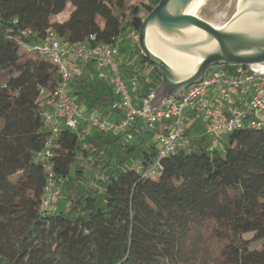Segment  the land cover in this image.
<instances>
[{
	"label": "trees",
	"instance_id": "trees-1",
	"mask_svg": "<svg viewBox=\"0 0 264 264\" xmlns=\"http://www.w3.org/2000/svg\"><path fill=\"white\" fill-rule=\"evenodd\" d=\"M129 1L0 0V74L8 73L0 80V264H189L187 244L199 231L215 246L216 264H264V127L244 123L225 135L219 149L218 138L206 132L189 136L188 118L185 146L160 159L156 134L162 127L150 131L141 122L140 132L132 125L140 121L123 132L88 137L81 124L95 127L81 122L72 131L58 120L51 138L45 97L61 78L34 47L49 32L68 44L90 35L113 43L125 30L137 33L140 9L132 6L126 14ZM146 1L150 12L160 0ZM68 7L66 20H54ZM133 51L149 64L136 45ZM84 65L97 70L89 62L80 63L82 71ZM88 69L67 85L85 118L92 113L86 116L79 105L111 109L116 100L112 87L93 84ZM112 111L125 117L124 110ZM49 140L59 194L43 209L48 174L37 155ZM157 161V175L144 177Z\"/></svg>",
	"mask_w": 264,
	"mask_h": 264
},
{
	"label": "built area",
	"instance_id": "built-area-1",
	"mask_svg": "<svg viewBox=\"0 0 264 264\" xmlns=\"http://www.w3.org/2000/svg\"><path fill=\"white\" fill-rule=\"evenodd\" d=\"M129 33L131 40L136 42L137 33L134 30ZM33 50L51 60L61 78L57 88L45 97V105L52 109L43 113L52 130L51 138L58 132L55 125L58 120L72 131H77L79 124L86 122L91 127L114 133L123 132L132 123L140 121L144 126L147 124L146 129L150 131L162 127L156 134L160 159L187 143L184 110L191 117L200 118L206 125V133L216 139L218 133L233 132L244 123L264 127V65L236 66L233 71L216 68L205 72L200 83L188 87L178 98L165 99L158 108L150 109L148 102L152 93L142 99L139 106L133 105L121 75L122 58L118 40L113 43L96 42L95 35H90L81 44H68L59 40L54 32H49ZM89 62H93L100 77L107 78L114 94L119 97V101L111 106L112 110L125 111V117L118 125L106 119L100 121L92 114L85 118L67 94L68 81L82 72L80 63ZM102 68H107L109 72L103 73ZM50 141L46 143V149L37 155L38 162L48 174L43 209H47L59 194L52 180L48 149ZM158 164L159 161L150 165L143 176H156Z\"/></svg>",
	"mask_w": 264,
	"mask_h": 264
},
{
	"label": "water",
	"instance_id": "water-1",
	"mask_svg": "<svg viewBox=\"0 0 264 264\" xmlns=\"http://www.w3.org/2000/svg\"><path fill=\"white\" fill-rule=\"evenodd\" d=\"M195 1L160 0L141 20L135 45L160 77L148 102L150 109L200 83L210 67L264 65V6H254L261 0H249L223 27L190 13ZM152 33L171 53L196 61L186 69L170 65L150 47Z\"/></svg>",
	"mask_w": 264,
	"mask_h": 264
},
{
	"label": "rangeland",
	"instance_id": "rangeland-1",
	"mask_svg": "<svg viewBox=\"0 0 264 264\" xmlns=\"http://www.w3.org/2000/svg\"><path fill=\"white\" fill-rule=\"evenodd\" d=\"M248 1L249 0H203L202 1L203 3L201 2L200 6H198L195 9V15L199 16L200 18L206 20L207 22L211 23L212 25L216 27H223L229 21V19L241 8V6H243ZM148 5L149 3L146 0H131L127 3L126 14H128V11H129L128 9L130 7L137 6L140 9V17L143 19L149 13ZM70 11H71V8L68 7L64 13L55 17L54 20L56 21L66 20ZM102 23L103 21L101 19H97L98 25L102 26ZM129 32L130 31L125 30L120 37L119 45H118L119 53L121 55V58L124 59V63L128 65L127 67H130L131 71L134 72L135 75L139 78L138 74H141V70L139 72L136 70L135 65L133 66V59L130 61L131 56L135 58V54H132L131 51L134 49L136 42L130 41L131 38H130ZM216 68L217 69L224 68L226 71H228V69H226V67L224 66H213V67L208 68L206 72H210ZM7 77H8V73L6 71L0 74L1 81H4ZM122 79L124 80L125 85L127 87V91L130 97L132 98L133 105L136 107V105L138 104L137 93H133V90L129 87V85L127 86L125 77H122ZM97 83L98 82H94L93 84H97ZM109 86L111 88L110 84ZM111 90H112V93L114 94L112 88ZM115 98L116 100H114L113 104L119 101V97L117 95H115ZM183 115L185 117V120L189 118L192 125H194L193 135L191 136L198 135V134L200 135L204 134V129L206 131V125L204 126L202 125L204 123L200 118L193 117V119H191L190 113H188L187 110H184ZM143 128L146 129L147 124H145V126L143 125ZM218 134H219V137H218L219 141L217 140L218 141L217 148L221 149L223 148V140L225 138L226 133L220 132ZM211 137L214 138V136L212 135ZM85 163H86V171L89 170L90 172L91 171L90 166L94 163V159L87 160ZM96 172H97L96 170H94L93 172L94 179H95ZM57 200L61 201V198H58ZM61 206H62V203H60L59 209L58 208L54 209V212H58L59 210H61L62 209ZM214 248L215 246H213V244L207 238L206 233L203 231H199L197 234L193 235L190 238V241L187 244L186 249H187V252L189 253V255L187 256V260L189 264H216L217 257L215 255Z\"/></svg>",
	"mask_w": 264,
	"mask_h": 264
},
{
	"label": "crops",
	"instance_id": "crops-1",
	"mask_svg": "<svg viewBox=\"0 0 264 264\" xmlns=\"http://www.w3.org/2000/svg\"><path fill=\"white\" fill-rule=\"evenodd\" d=\"M119 40H120V38H119ZM119 40H118V42H119ZM130 41H132V40H130ZM131 53L135 54L133 50L131 51ZM132 59H133V66L135 65L136 70L139 71V72L141 70V74H138L139 78L135 75L134 72L131 71L130 67H127L128 65H126V63H124V59L123 58H122V68H121V70H123V74L125 75L127 86L129 85V87L132 90H134L133 85L135 83V92L134 93H137V98H138L137 102L139 104L140 101L144 98V96L149 92L148 90H154L155 89L154 87L157 84V79L155 77V72H154V69H153L152 66H149L148 64L143 63L141 61L140 57L138 55H136V54H135V58H133V56H131L130 61ZM88 68L92 69V71H93V79H92L93 83L94 82H98L96 84L97 86L100 85V86H103L104 89L106 87L108 89H110V86L108 84L107 78L100 77L99 76V72L94 68V66L92 67L90 65H84L83 66V71H82L83 75H85L86 71L89 70ZM101 71L103 73H108L109 72V70L107 68H102ZM71 87H72V85H71ZM97 89H98V87H97ZM139 99H140V101H139ZM79 107H80V109H82V111H84L86 116L88 114L92 113V114L98 116L99 119H108L110 122L115 123V124L120 123L122 121V118H123L122 113L112 111L110 109V107H106V108H103L102 110H94V111L93 110L89 111L85 107L83 109V106H81V105H79ZM132 125H137L138 127H140L141 126V122L134 123ZM202 125L204 126V124H202ZM193 127H194V125H191V128H190V130L188 132L189 136L193 135ZM80 129H81L82 135L83 136H88V137L92 136V135H95V134H98L100 132H102L105 135L106 134L107 135L112 134V131H109V130L108 131H100V130L95 129V128H87L86 126H83V124H81ZM138 129H139L140 132H142V128L141 127L138 128ZM160 129L161 128H159V130ZM205 132L206 131L204 129V133ZM214 143H215V141H214ZM217 143L218 142H216V145H217Z\"/></svg>",
	"mask_w": 264,
	"mask_h": 264
},
{
	"label": "bare ground",
	"instance_id": "bare-ground-1",
	"mask_svg": "<svg viewBox=\"0 0 264 264\" xmlns=\"http://www.w3.org/2000/svg\"><path fill=\"white\" fill-rule=\"evenodd\" d=\"M203 0H196L189 8L188 11L192 14H195V9L200 6ZM203 3V2H202ZM257 7L264 6V1H260L258 4L254 5ZM149 45L150 47L157 53H159L165 61H167L170 65L174 66L175 68H184L186 69L189 65H191L196 60L189 59L186 57L178 56L174 53H171L167 49H165L157 39L156 34L152 33L151 37L149 38ZM262 66V65H261Z\"/></svg>",
	"mask_w": 264,
	"mask_h": 264
},
{
	"label": "flooded vegetation",
	"instance_id": "flooded-vegetation-1",
	"mask_svg": "<svg viewBox=\"0 0 264 264\" xmlns=\"http://www.w3.org/2000/svg\"><path fill=\"white\" fill-rule=\"evenodd\" d=\"M243 2V1H242Z\"/></svg>",
	"mask_w": 264,
	"mask_h": 264
}]
</instances>
